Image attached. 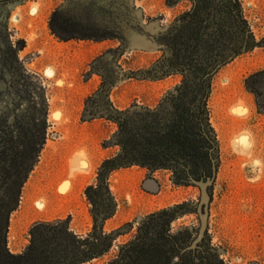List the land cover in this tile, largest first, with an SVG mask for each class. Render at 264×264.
I'll use <instances>...</instances> for the list:
<instances>
[{
  "label": "rangeland",
  "instance_id": "rangeland-1",
  "mask_svg": "<svg viewBox=\"0 0 264 264\" xmlns=\"http://www.w3.org/2000/svg\"><path fill=\"white\" fill-rule=\"evenodd\" d=\"M241 2L259 47L227 65L215 79L210 107L220 165L209 190L210 216L203 239L212 243L226 263L264 264V91L258 96L246 84L249 77L264 71V0ZM190 7L187 1L170 6L167 0L0 4V23L9 15L12 40L22 47L20 60L39 80L49 104L47 144L11 217L9 242L14 253L29 246L30 229L38 221L65 220L81 237L92 231V204L86 189L97 184L102 163L121 152L118 125L89 111V98L104 81L103 59L112 61L122 53L118 69L122 73L149 68L163 55L158 37ZM59 11L66 12L74 29L96 37L58 38L51 19ZM108 69H113L111 63ZM180 82V76L162 81L122 76L110 100L121 110L155 108ZM20 90L14 72L4 69L0 56V118L8 116L14 127H19L30 107L29 96L24 100ZM235 107L244 115L240 127L231 113ZM242 135L253 143L251 155L234 150L233 141ZM149 180L157 184L156 190L148 188ZM110 181L118 210L105 230L131 231L120 236L107 255L86 264H106L115 258L147 215L184 202L198 208L201 199L199 187L176 185L167 170L152 172L134 166L114 172ZM200 225L199 215L193 213L179 218L173 231L188 227L198 231L197 238Z\"/></svg>",
  "mask_w": 264,
  "mask_h": 264
},
{
  "label": "trees",
  "instance_id": "trees-1",
  "mask_svg": "<svg viewBox=\"0 0 264 264\" xmlns=\"http://www.w3.org/2000/svg\"><path fill=\"white\" fill-rule=\"evenodd\" d=\"M20 1L25 0H0V4L7 6ZM183 1L190 3V9L158 37L163 55L149 68L122 73L118 70L122 53L112 61L103 59L104 81L89 98L92 104L89 111L118 125L121 152L102 163L97 184L86 189L92 204V231L81 237L65 220L38 221L30 229V244L22 254L10 248L11 217L47 144L49 104L39 80H34L20 60L22 47L12 40L9 15L3 16L2 65L14 72L23 99L29 96L30 107L19 127L11 126L8 116L0 118V264H86L107 255L116 240L131 231L105 230L118 210L110 181L114 172L134 166L152 172L167 170L172 172L176 185L197 187L190 182L191 177L205 179L211 177L214 165L219 168L220 148L210 107L215 79L227 65L259 47V42L241 0H167V3L174 6ZM66 15L65 11H59L51 19V28L58 38L96 37L74 29V22ZM109 63L112 70L108 69ZM122 76L149 81L180 76L181 82L155 108L121 110L111 102L110 95ZM246 84L251 92L261 96L264 71L249 77ZM193 213H197V208L184 202L147 215L134 237L121 245L117 256L106 264H229L208 239L186 250L198 231L184 227L174 232L173 224Z\"/></svg>",
  "mask_w": 264,
  "mask_h": 264
},
{
  "label": "water",
  "instance_id": "water-1",
  "mask_svg": "<svg viewBox=\"0 0 264 264\" xmlns=\"http://www.w3.org/2000/svg\"><path fill=\"white\" fill-rule=\"evenodd\" d=\"M217 170L218 169L216 165H214L211 177H207L205 179H200V180H197L193 177H191L190 179V182L196 185L197 187H199L201 191V199H200V203L197 208V213L199 215L201 225H200L198 237L193 241V243L186 250L196 248L199 241L201 240V236H203L202 237L203 239L205 236L206 230L208 229V221H209V216H210L209 207L211 203V196H210L209 190L216 180Z\"/></svg>",
  "mask_w": 264,
  "mask_h": 264
},
{
  "label": "bare ground",
  "instance_id": "bare-ground-1",
  "mask_svg": "<svg viewBox=\"0 0 264 264\" xmlns=\"http://www.w3.org/2000/svg\"><path fill=\"white\" fill-rule=\"evenodd\" d=\"M231 113L233 115L234 121L237 123V127H240V121L244 118L241 108L235 107L231 110ZM245 140L247 141V143H242V141H245ZM233 147L237 153L248 156L252 154L253 143L249 139H247L245 136L242 135L240 137H237L233 141ZM147 186L151 190H156L158 188L157 184L153 182L152 180L148 181ZM202 237L203 236H201V239Z\"/></svg>",
  "mask_w": 264,
  "mask_h": 264
},
{
  "label": "crops",
  "instance_id": "crops-1",
  "mask_svg": "<svg viewBox=\"0 0 264 264\" xmlns=\"http://www.w3.org/2000/svg\"><path fill=\"white\" fill-rule=\"evenodd\" d=\"M27 248H28V246H27L25 249H23V250H21V251H19V252H15V253H17V254H22V253H24V252L27 251Z\"/></svg>",
  "mask_w": 264,
  "mask_h": 264
},
{
  "label": "snow or ice",
  "instance_id": "snow-or-ice-1",
  "mask_svg": "<svg viewBox=\"0 0 264 264\" xmlns=\"http://www.w3.org/2000/svg\"><path fill=\"white\" fill-rule=\"evenodd\" d=\"M242 143H247V141L245 140V141H242Z\"/></svg>",
  "mask_w": 264,
  "mask_h": 264
}]
</instances>
